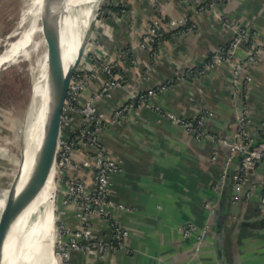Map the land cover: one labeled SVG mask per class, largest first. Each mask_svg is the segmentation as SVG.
Segmentation results:
<instances>
[{
	"label": "crops",
	"instance_id": "crops-1",
	"mask_svg": "<svg viewBox=\"0 0 264 264\" xmlns=\"http://www.w3.org/2000/svg\"><path fill=\"white\" fill-rule=\"evenodd\" d=\"M157 5L164 24L177 23L156 49H143L139 43ZM107 8L98 32L124 79L111 96L96 102L106 123L99 144L120 164L112 176L111 217L129 233L118 251L73 249L69 259L73 264H264V163L252 167L237 189L232 176L240 160L231 159L228 142L235 139L243 109L250 118L246 141L257 143L264 131V0H110ZM225 18L230 26L223 24ZM240 27L249 34L232 59L201 73L202 64L227 47ZM119 47L132 48L133 54L118 57ZM105 80L103 72L91 77L82 101ZM153 87L160 89L146 106L139 95ZM124 104L130 105L126 118L114 121L113 111ZM169 113L191 122L203 117L205 134L197 137ZM80 119L77 115L64 133L71 135ZM87 156L76 151L81 166L68 173L92 182L94 169L83 165ZM61 215L70 228L83 225L74 204ZM190 222L198 232L186 236ZM92 224L98 238L111 237L106 219L92 217Z\"/></svg>",
	"mask_w": 264,
	"mask_h": 264
},
{
	"label": "built area",
	"instance_id": "built-area-1",
	"mask_svg": "<svg viewBox=\"0 0 264 264\" xmlns=\"http://www.w3.org/2000/svg\"><path fill=\"white\" fill-rule=\"evenodd\" d=\"M206 3V6H214V3L212 2ZM156 7L158 12L151 20L148 31L144 34L139 43V46L143 49H156V47L159 46L168 35L170 31L169 27L173 25L175 26L177 23V21L173 19L169 22L170 26L164 24L160 6L157 5ZM223 24L230 26L231 22L229 18H225ZM248 34L249 31L246 27H240L239 31L227 47L217 52L213 58L208 59L202 64L200 72L204 74L217 65L218 62L231 60L236 52L238 43ZM108 54L103 51L98 54V57L87 60L81 66H78L70 81L67 92L68 96L66 103L69 106V111L71 113V117L69 116L67 121L72 124L76 115L81 116V119L78 127L71 135L63 136L64 138L59 144L57 166L64 174H67L72 167H80L81 165L74 159V155L76 151L82 149L88 154L83 165L93 168L94 171L92 182H88L83 178L81 179L70 176L67 179L68 185L66 189H63L64 193L69 194L72 201L78 205V215L83 224L76 229L66 227L62 240L60 239L61 251L67 259L66 264H73L69 259L70 252L73 249L86 251L90 254H106L118 251L125 246L124 239L129 233L128 230L124 229L122 225L117 223L113 217H111V209L115 205V202L111 200L110 196L113 184L112 176L120 169V164L99 144V133L103 130L106 123L97 113L96 102L103 96H111L113 94L112 90L120 86L124 79L123 72L116 70L114 68L115 65L111 64L112 62L117 63V57L115 59V56H113L111 59L112 61L109 60L107 62L106 57ZM130 54H133L132 48L119 47L117 52L118 57L129 56ZM101 72L106 75L105 82L99 91L83 102L82 92L86 88L88 80L91 77L97 76V74ZM235 74L236 77L240 79L241 71L235 68ZM243 79V89H246V83L251 80V77L248 75L244 76ZM159 89V87H153L139 95L142 103L146 106H151L148 100L151 96L156 94ZM129 110L130 105L128 104L118 106L112 113L113 120L118 122L122 121L126 118V113L129 112ZM242 111L240 125L235 132V139L230 148L231 159L243 155L242 161L236 168L235 172H233L232 176L234 177L237 189H240L242 183L249 178L250 169L252 167L258 163H264V131L257 143L252 144L247 142L243 132L244 126L248 123L250 118L245 109ZM168 116L196 134L197 137H201L205 134L203 130V117L197 119L196 122H191L181 116H174L171 113H169ZM262 187L263 191L261 198L264 203V180ZM92 217H101L110 223V238L102 239L95 235ZM194 232H198V227L195 223L190 222L184 226V235L188 236Z\"/></svg>",
	"mask_w": 264,
	"mask_h": 264
},
{
	"label": "bare ground",
	"instance_id": "bare-ground-1",
	"mask_svg": "<svg viewBox=\"0 0 264 264\" xmlns=\"http://www.w3.org/2000/svg\"><path fill=\"white\" fill-rule=\"evenodd\" d=\"M103 2L104 0H24L17 24L5 38V46L0 52V70L6 65H18L22 61H28L27 69L33 76L32 97L25 109L19 136L22 142L20 158L22 174L20 180L18 179L19 189L36 164L41 167V161L44 160L45 163L47 134L53 129L49 127L45 135L48 119L45 107L49 97L48 58L51 48L47 47L42 51V45L48 38H52L54 45L61 47L64 52V69L77 60L84 48L82 61L93 47L88 37ZM26 18L31 20V24L28 28H21ZM42 31H46L47 35L44 34L42 40H39L37 35ZM57 122L54 121L52 127L57 126ZM60 139L59 136L54 145L52 144L51 156L57 154ZM44 166L39 174V182L46 175ZM56 174L57 161L54 160L45 181L38 182L35 188L30 189L29 205L6 240L5 264H61L54 246L56 240L54 201L59 189ZM4 207L2 200L0 216Z\"/></svg>",
	"mask_w": 264,
	"mask_h": 264
},
{
	"label": "rangeland",
	"instance_id": "rangeland-1",
	"mask_svg": "<svg viewBox=\"0 0 264 264\" xmlns=\"http://www.w3.org/2000/svg\"><path fill=\"white\" fill-rule=\"evenodd\" d=\"M23 1L24 0H0V52L5 46V38L13 31V28L17 24ZM109 1L110 0H105L104 6L101 9V13L99 10L100 15L98 13L99 16H97V20L92 26L93 29L89 40L94 44V47H92L86 53L85 58L80 61L79 66H81L87 60L98 57V54L102 53L103 51H105L106 54L109 53L106 57L107 62L109 60L112 61L111 59L114 54L111 49L105 47L103 41L101 40L102 36L98 32L101 30V24L99 23H101L104 14L109 10V8H107ZM30 22L31 20L26 18V21L23 22L21 28H28L31 24ZM44 34V31L38 33L37 38L42 40ZM49 44L50 41L46 40L45 43H43L41 50L43 51L44 48L47 49ZM58 54L59 53H56L54 57L58 58ZM28 64V61H22L18 65H6L0 70V203L3 200V203L5 204L4 208L8 206L10 192L15 184L14 181L19 174L20 169H22V166L20 167V164L22 163V160L20 159L22 142L19 136L25 117L24 112L32 97L31 93L33 83V76L27 69ZM111 64L115 65V62H112ZM69 116L71 117V113L69 111V106L65 102L61 112L60 142L63 139L62 136L67 135L64 133L66 128L71 126V122L67 121ZM70 176L71 175L68 172L67 174L62 173L57 166V174L55 179L58 181L59 189L56 192L54 201V203H56V220L54 224L56 227V240L54 246L56 255L60 256L59 258L62 264H66L67 259L61 251L60 239L62 240L64 230L66 227H68V225L62 221L61 213L63 209L70 204H74L76 207H78V205L72 201L70 195L64 193L63 191V189H66L68 185L67 179Z\"/></svg>",
	"mask_w": 264,
	"mask_h": 264
},
{
	"label": "water",
	"instance_id": "water-1",
	"mask_svg": "<svg viewBox=\"0 0 264 264\" xmlns=\"http://www.w3.org/2000/svg\"><path fill=\"white\" fill-rule=\"evenodd\" d=\"M104 3H105V0L101 6V9L104 6ZM101 9H100V13H101ZM44 33L47 35L46 31H44ZM47 40L50 41L48 48L49 47L51 48L50 49L51 52L48 58V72H49L48 94H49V97L47 98L46 107H45L46 116H48L47 124L45 126V135L47 134L46 131L48 130L49 127L53 129L49 130V134H47L48 142H47L46 148L44 149L45 163L43 162L44 160L41 161L40 163L41 167L38 164H36L30 176L24 181V185L19 190H17V186L19 183L18 179H19V176H21L22 174L20 170L19 174L17 175L14 181L15 184L12 187L11 192H10L8 206L4 208L1 214V218H0V264H5L4 246H5L6 240L10 232L15 227L14 225L17 223L19 218L25 213V209L29 205L30 189L35 188V186L38 184L39 174L41 173V170L43 169L44 164H45L44 170L46 169V175L44 179L41 180L42 182L45 181L47 176H49L54 160L55 162L57 161V154L51 156L52 144L54 145V143L58 140L60 136L61 112L66 102V98L68 96L67 92H68L69 84H70V81L74 73L76 72L75 70L80 64L81 58L85 51V49L82 48L77 60L67 69L66 68L64 69L63 50L61 49L60 46L54 45V40L52 38H48ZM93 47H94V44H93ZM56 53H59L58 58L54 57ZM56 120L58 121L57 126L55 125L54 127H52V123ZM228 142L230 143V145H232L233 140H229ZM237 159H239L241 162L243 159V155L237 156ZM41 181L39 183H41ZM219 218H220V215H219ZM222 225H223V218L220 220L219 227H222ZM21 237L22 236L20 235V238Z\"/></svg>",
	"mask_w": 264,
	"mask_h": 264
}]
</instances>
